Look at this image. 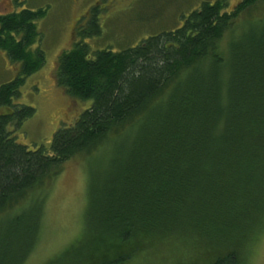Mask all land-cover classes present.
<instances>
[{"label": "trees", "instance_id": "obj_1", "mask_svg": "<svg viewBox=\"0 0 264 264\" xmlns=\"http://www.w3.org/2000/svg\"><path fill=\"white\" fill-rule=\"evenodd\" d=\"M93 11L90 30L60 55L55 75L70 99L92 104L48 150L14 135L35 115L17 102L45 64L32 48L46 11L0 15V52L20 65L0 86V264H24L38 242L43 207L29 198L67 162L119 139L90 177L85 214L86 233L99 238L111 264L129 263L139 249L132 242L159 240L181 225L238 248L209 264H247L242 248L264 221V0L230 8L203 1L182 26L121 52L85 43L101 34Z\"/></svg>", "mask_w": 264, "mask_h": 264}, {"label": "rangeland", "instance_id": "obj_2", "mask_svg": "<svg viewBox=\"0 0 264 264\" xmlns=\"http://www.w3.org/2000/svg\"><path fill=\"white\" fill-rule=\"evenodd\" d=\"M203 1L217 0H0V15L22 10L46 11L45 17L36 23L39 40L32 48L43 51L45 64L26 79L17 102L33 108L35 115L15 131L18 142L31 150H48L54 134L63 126L73 125L91 106V102L70 99L56 85L55 75L60 55L74 47L79 39L77 34L90 30L94 9L99 10L101 34L86 38L85 43L93 50L121 52L140 45L149 37L182 26L185 18L199 9ZM240 1L226 0L229 8ZM261 10L254 11L256 18H260ZM19 74L20 65L11 63L6 53L0 52V86ZM112 144L105 145L91 157H77L67 162L57 178L29 198L41 202L43 210L40 237L24 264L112 263V256L103 252V245L94 240L97 236L86 233L85 226L89 180L107 165ZM36 214L35 209L33 217ZM262 228L253 236L255 242L242 248L249 252L247 264H264V221ZM174 230L159 240L143 238L140 244L132 242L131 247L139 249L127 264H209L238 251L229 239L224 242L218 237L191 234V225H181ZM147 251L150 252L145 256Z\"/></svg>", "mask_w": 264, "mask_h": 264}]
</instances>
